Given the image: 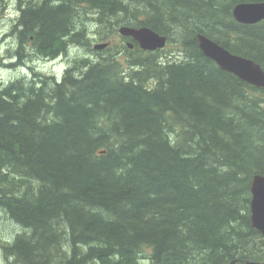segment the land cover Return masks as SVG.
I'll return each instance as SVG.
<instances>
[{
    "label": "trees",
    "instance_id": "obj_1",
    "mask_svg": "<svg viewBox=\"0 0 264 264\" xmlns=\"http://www.w3.org/2000/svg\"><path fill=\"white\" fill-rule=\"evenodd\" d=\"M256 1L0 0V12L15 5L11 68L108 41L121 25L177 46L131 49L119 34L61 77L32 69L0 88V209L21 231L0 244L10 264L264 259L249 205L250 180L264 174V89L222 70L195 38L264 71V20L232 14Z\"/></svg>",
    "mask_w": 264,
    "mask_h": 264
},
{
    "label": "water",
    "instance_id": "obj_2",
    "mask_svg": "<svg viewBox=\"0 0 264 264\" xmlns=\"http://www.w3.org/2000/svg\"><path fill=\"white\" fill-rule=\"evenodd\" d=\"M234 19L242 24H253L264 20V0L256 2H238L232 9ZM120 35L130 37L143 50H156L163 48L167 43V36L158 33L148 26L121 25L118 28ZM199 50L212 59L222 70L233 73L241 80L258 88L264 89V71L262 66L249 57H245L221 46L205 34L198 33ZM132 41L128 45L132 47ZM107 45L105 42L95 43L94 49H100ZM250 222L264 236V174L256 173L250 180ZM234 263V260L231 264ZM246 264H264L261 261L247 260Z\"/></svg>",
    "mask_w": 264,
    "mask_h": 264
},
{
    "label": "rangeland",
    "instance_id": "obj_3",
    "mask_svg": "<svg viewBox=\"0 0 264 264\" xmlns=\"http://www.w3.org/2000/svg\"><path fill=\"white\" fill-rule=\"evenodd\" d=\"M15 5L8 4L5 6L4 11L0 12V88L8 83L9 81L19 78V77H32V69L36 72H42L46 74H54L55 76L61 77L64 69L66 66L73 62L75 59L88 57L90 59L98 58L101 54H98L94 49L93 45L95 43L100 42H107L108 44H119L116 39H119V33L114 34L107 40H99V36H91L89 47L86 46H77L73 45L70 48L67 54L60 55V57L54 59H45L42 57H35L32 56L25 60V66L21 68H11L17 67L15 63L17 62L16 59H12L13 57H7L6 55H10L13 51V40L11 35H8L9 26L12 23L11 19L15 15ZM90 34L93 35L97 32L96 28L90 27ZM118 29V27H117ZM121 40V39H119ZM88 48H91L89 50ZM117 50L119 47H115ZM177 46L174 42H167L166 45L162 48L165 52L172 51L171 54L176 52ZM102 51V50H100ZM176 54V53H174ZM6 59V61H2ZM19 65L21 63H17ZM152 84V81H149V84ZM21 231L18 230L17 226L6 216L4 211L0 209V244L1 243H8L12 241L15 236L20 233ZM1 252V249H0ZM0 264H10L9 261L3 256L2 252L0 253ZM143 259V258H141ZM144 260V259H143Z\"/></svg>",
    "mask_w": 264,
    "mask_h": 264
},
{
    "label": "bare ground",
    "instance_id": "obj_4",
    "mask_svg": "<svg viewBox=\"0 0 264 264\" xmlns=\"http://www.w3.org/2000/svg\"><path fill=\"white\" fill-rule=\"evenodd\" d=\"M128 38H130V37H128ZM130 39H131V38H130ZM128 41H132V42H133L134 40H132V39H131V40H126V41H125V42H126V45H127V47H129V48H131V49H132V48L134 47V43H132L133 45H132V47H130V46L128 45ZM105 43H107V42H105ZM106 46H108V43H107V45H106ZM106 46H105V47H106ZM105 47H103V48H100V49H94V48H93V49H94V50H96V51H100V50H103ZM199 49H200V48H199ZM58 57H60V56H58ZM56 58H57V57H56ZM53 59H54V58H53ZM49 60H50V59H49ZM0 253H1V252H0ZM0 257H1V256H0ZM232 261H233V260H232ZM235 261H236V260H234V263H235ZM234 263H233V264H234ZM245 264H246V262H245Z\"/></svg>",
    "mask_w": 264,
    "mask_h": 264
}]
</instances>
